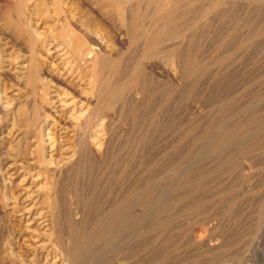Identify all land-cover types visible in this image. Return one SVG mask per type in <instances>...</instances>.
<instances>
[{
    "label": "rangeland",
    "instance_id": "rangeland-1",
    "mask_svg": "<svg viewBox=\"0 0 264 264\" xmlns=\"http://www.w3.org/2000/svg\"><path fill=\"white\" fill-rule=\"evenodd\" d=\"M205 2L168 51L107 0H0V264H264V9Z\"/></svg>",
    "mask_w": 264,
    "mask_h": 264
},
{
    "label": "bare ground",
    "instance_id": "bare-ground-1",
    "mask_svg": "<svg viewBox=\"0 0 264 264\" xmlns=\"http://www.w3.org/2000/svg\"><path fill=\"white\" fill-rule=\"evenodd\" d=\"M23 1V0H22ZM113 6V8L122 14L123 18L126 20V28H128L130 36L132 39L138 37V34L141 33L143 37V44L146 48H158L161 50L171 51L175 47L177 38L181 37V30H173L172 27L175 22V16L173 12L178 8L179 3L183 0H107ZM189 3H194L197 0H186ZM204 13L210 8H218L221 11L222 15H226L228 5H235L240 3V1H245L244 5H249L251 7H260L264 9V0H204ZM238 3V4H239ZM242 3V2H241ZM243 4V3H242ZM241 6V5H240ZM231 7V6H230ZM229 7V8H230ZM246 7V6H245ZM257 7V8H258ZM243 8V7H242ZM247 8V7H246ZM256 8V9H257ZM235 9V8H234ZM255 9V8H254ZM255 9V10H256ZM254 10V11H255ZM129 11V13H128ZM260 11V10H259ZM229 12V11H228ZM220 13V14H221ZM129 15V16H128ZM232 15V14H230ZM248 16V14H247ZM146 17L151 18L150 24L141 23L142 19ZM240 19V18H239ZM23 20V19H22ZM228 21V20H227ZM259 21V20H258ZM24 23V22H23ZM226 26V25H225ZM208 27V26H207ZM32 28V27H31ZM30 28V29H31ZM34 31V27L32 28ZM261 30V29H260ZM221 31V30H220ZM36 32V31H35ZM38 33V32H37ZM36 33V35H37ZM38 36V35H37ZM122 36V35H121ZM180 40V38H179ZM128 43V42H127ZM178 45V43H177ZM176 45V46H177ZM55 51V50H54ZM157 51V50H156ZM91 53V52H90ZM176 56V55H175ZM93 57V56H92ZM171 57V56H170ZM177 58V57H176ZM174 58V59H176ZM11 59V58H10ZM169 59V57L167 58ZM171 59V58H170ZM178 59V58H177ZM103 61V60H102ZM14 62V61H13ZM157 62V61H156ZM178 62V61H177ZM29 63V62H28ZM105 63V62H104ZM172 63V62H171ZM22 65V64H21ZM173 66V65H172ZM100 68V67H99ZM39 70V69H38ZM22 71V70H21ZM98 72V71H96ZM96 74V73H95ZM96 86L98 89L105 86V80L101 74H96ZM141 83V82H140ZM114 85V84H113ZM94 93V92H93ZM138 94V93H137ZM47 96V95H46ZM96 97V96H95ZM105 98V97H104ZM5 99H2L0 96V109L6 110ZM101 102V101H100ZM9 103V102H8ZM63 104V103H62ZM68 104V103H67ZM81 104V103H80ZM96 104V103H95ZM77 105V104H76ZM11 106V105H10ZM96 107V106H95ZM78 108V107H77ZM87 107H85L86 109ZM131 109V108H130ZM79 110V108H78ZM84 110V109H83ZM81 112V111H80ZM88 109L84 113H89ZM78 113V112H77ZM80 114V113H79ZM52 125V124H51ZM49 130V129H48ZM82 131V130H81ZM51 141V140H50ZM3 143V142H2ZM101 143V141L99 142ZM46 144V143H45ZM48 144V143H47ZM102 144V143H101ZM51 146V145H50ZM10 149V148H9ZM45 149V148H43ZM52 149V148H51ZM104 151V150H103ZM256 151V150H255ZM43 153V152H42ZM45 153V152H44ZM52 153V152H51ZM71 158L73 156H70ZM69 157V158H70ZM46 159V158H45ZM54 159V158H53ZM49 160V159H48ZM59 161V160H58ZM64 161V160H63ZM50 166V165H49ZM54 166V165H53ZM251 169V168H250ZM53 170V169H52ZM245 170V169H244ZM5 171V170H4ZM7 179V178H6ZM9 182V181H8ZM11 197V195H10ZM77 205V204H76ZM56 204H51V215L53 220L58 224L59 213ZM63 217V216H62ZM47 219V218H46ZM64 220V219H63ZM66 227V226H65ZM67 228V227H66ZM87 232V231H86ZM218 235V234H217ZM66 236V235H65ZM64 237V235H63ZM67 240V239H66ZM59 244L64 248V243L61 238L58 236ZM213 243V242H212ZM202 244V243H201ZM211 244V243H210ZM205 245V244H204ZM248 246V245H247ZM219 247V246H218ZM246 247V246H244ZM214 248V247H213ZM218 249V248H217ZM69 256L75 255V249H66ZM194 251V250H193ZM235 251V250H234ZM233 254V253H232ZM230 256V255H229ZM214 257V256H213ZM61 262V261H60ZM199 263V262H198ZM236 263V262H235Z\"/></svg>",
    "mask_w": 264,
    "mask_h": 264
}]
</instances>
